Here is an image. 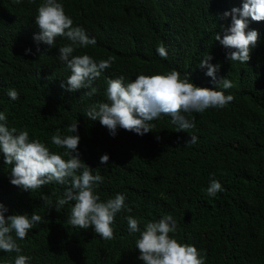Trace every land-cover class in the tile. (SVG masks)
I'll use <instances>...</instances> for the list:
<instances>
[{
	"label": "trees",
	"instance_id": "obj_1",
	"mask_svg": "<svg viewBox=\"0 0 264 264\" xmlns=\"http://www.w3.org/2000/svg\"><path fill=\"white\" fill-rule=\"evenodd\" d=\"M73 26L82 27L96 40L95 45L76 48L74 56L89 55L96 62L114 57L111 67L93 81L90 89L66 91L70 70L58 59V49L68 43L57 37L54 47L33 37L39 34L34 20L44 0H0V112L8 127L26 129L29 140L38 139L50 151L63 156L65 149L51 143V137L71 135L68 127L77 122L80 159L95 175L103 176L95 188L101 202L116 194L125 196L131 212L115 215L113 239L104 240L90 227L68 223L73 202L57 213L41 200L63 196L69 185L55 182L36 190L22 191L10 184L11 165L0 153V204L12 214L34 212L42 217L21 241L19 254L0 250V264H14L17 255L30 257L28 264H143L135 241L129 234L126 216L131 215L144 229L149 221L166 215L176 221L171 238L193 245L205 264H264V21L248 18L249 30L259 33L250 59L245 64L226 59L230 51L215 40L231 25L225 11L242 6V0H57ZM163 45L167 59L156 49ZM39 48V52H37ZM31 52L26 54L25 50ZM43 53V54H41ZM219 65L217 79L233 83L223 89L199 67L205 54ZM188 73L200 88L223 91L234 100L224 108L202 113H182L194 122L187 132H177L171 118L152 121L153 132L137 135L121 128L109 133L99 120L86 117L94 104L108 102L107 80L124 77V84L137 75ZM62 83L64 87H61ZM15 89L17 100L7 93ZM195 144L186 143L191 136ZM157 136L160 137L157 140ZM109 156L107 165L100 157ZM215 179L223 188L209 196L207 188Z\"/></svg>",
	"mask_w": 264,
	"mask_h": 264
},
{
	"label": "clouds",
	"instance_id": "obj_2",
	"mask_svg": "<svg viewBox=\"0 0 264 264\" xmlns=\"http://www.w3.org/2000/svg\"><path fill=\"white\" fill-rule=\"evenodd\" d=\"M21 3V0H14ZM35 3V0H28ZM224 17L231 16V25L223 29V36L215 34V40L230 51L226 59L245 64L250 59V48L258 42L259 33L256 30L245 31L248 28V18L252 21H264V0H242V6L232 8L223 13ZM39 28V34L33 39L37 43H44L54 47L57 37H64L70 43L58 49V59L70 70L66 79V91L75 92L81 89H90L84 95L91 97L97 91L92 87L93 81L101 73L111 67L114 57L96 62L89 55L74 56L76 48H85L95 45L94 37L90 38L86 31L79 26H73V20L68 17L63 5L57 0H44L37 9L34 20ZM37 48V52H39ZM162 59H167V50L161 45L156 49ZM26 54L30 49L25 50ZM43 54V53H41ZM212 59L207 53L200 60L199 67L207 68L206 76L223 89H230L234 85L226 78L217 79L219 65H212ZM124 77L107 80L106 96L108 102L94 104L86 110V117L90 120H99L109 133L116 135L117 129L133 132L143 136L153 132L151 122L161 116L171 118L176 125L177 132H187L194 127V122L187 119L182 113H202L209 108L222 109L234 100L232 95H225L217 88H200L189 80L188 73L181 79V73L172 70L167 74L152 76L137 75L134 81L124 84ZM61 87H64L62 83ZM11 100H17L19 94L15 89L7 93ZM71 135L61 137L56 134L51 137V143L57 148L65 149L63 156L57 154L38 139L29 140L26 129L17 130L8 127V118L0 112V153L3 154V163L11 165L9 174L10 184L22 191L36 190L50 183L69 185L63 196L53 201L47 195L41 194V200L50 209L58 213L69 202H75L71 209L68 223L73 227L87 230L90 227L104 240L113 239L111 225L121 210L131 212L125 205V196L116 194L106 202L100 201L95 188L103 183V176L98 172L94 175L89 166L80 159L78 144L77 122L68 127ZM160 139L159 136L156 137ZM197 137L191 136L186 143L195 144ZM109 156L100 157V163L107 165ZM222 185L213 179L207 188L209 196L222 192ZM8 209L0 204V250L5 253L19 254L21 247L15 237L23 241L35 224L42 222V217L31 214H12L5 216ZM129 234L139 233L135 241V248L139 252L138 259L143 264H205L206 253L202 254L193 245L181 244L171 238L169 233H176V221L166 215L156 221L146 223L143 230L139 222L131 215L125 217ZM30 257L17 255L14 264H28Z\"/></svg>",
	"mask_w": 264,
	"mask_h": 264
}]
</instances>
